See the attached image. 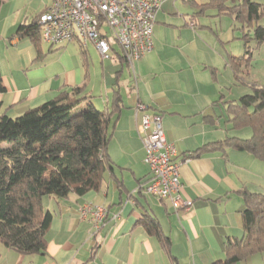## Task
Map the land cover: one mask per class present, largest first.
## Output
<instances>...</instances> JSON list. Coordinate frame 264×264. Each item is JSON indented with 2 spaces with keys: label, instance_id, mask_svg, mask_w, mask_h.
<instances>
[{
  "label": "crops",
  "instance_id": "obj_1",
  "mask_svg": "<svg viewBox=\"0 0 264 264\" xmlns=\"http://www.w3.org/2000/svg\"><path fill=\"white\" fill-rule=\"evenodd\" d=\"M51 3L52 0H4L0 8V75L6 88L0 95L3 111L16 118L55 99L63 90L85 86L99 110L114 112L113 138L119 143L118 156H112L108 148L114 168L105 172L99 191L84 196L71 194L61 200L49 198L55 207L50 205L48 209L54 218L47 234L45 254L21 255L0 245V264H215L224 261L227 240L241 238L244 233L245 203L241 191L262 193L258 180H262L260 172L264 169V162L229 146L190 158V154L204 145L224 143L231 137L242 138L236 135L240 130L232 129L229 123L227 108L235 100L225 99L222 93L225 85L215 86V90L202 87L204 80H208L201 71L203 58L199 59L189 45L179 50L181 57L168 56L169 45L163 36L176 26L169 24L171 15L165 14L167 2L163 5L162 1L156 16L153 50L135 66L136 80L121 56L112 58L117 65L107 62L112 59L103 60L92 43L80 44L85 49L84 58L76 62L71 61L69 53L77 48L68 43L44 47L43 40L35 45L28 37L16 35L20 25L36 21ZM204 4L193 1L191 7ZM189 24L184 21L183 32L193 36ZM192 30H196V24ZM89 44L93 45L90 51ZM217 56L218 63L210 64L218 68L217 73L218 64H222L233 78L231 63L235 56L226 58L221 51ZM96 64L102 66L104 75L116 70V76L114 84L106 80L105 86H100V101L95 102L92 69ZM124 87L130 92L124 94ZM139 104L149 107L147 114L162 118L166 140L174 147L172 160L181 168L182 199L191 202L187 210H175L169 201L138 190L151 179L143 136L138 132L140 115L137 116L136 108ZM86 203L109 210L105 225L96 233L90 222L80 218L79 209ZM152 218L170 238L168 248L143 225Z\"/></svg>",
  "mask_w": 264,
  "mask_h": 264
},
{
  "label": "trees",
  "instance_id": "obj_2",
  "mask_svg": "<svg viewBox=\"0 0 264 264\" xmlns=\"http://www.w3.org/2000/svg\"><path fill=\"white\" fill-rule=\"evenodd\" d=\"M3 3L0 0V8ZM197 6V15L215 8L219 14L234 16L249 29L264 17V5L252 0H210ZM41 31L38 17L29 25H20L16 35L38 45L43 40ZM254 33L253 38L247 34L244 39H254L257 48L264 43V25H257ZM245 47V55L232 58L231 67L238 79L239 68H248L252 60L247 43ZM5 90L0 75V95ZM227 111L232 129H250L252 136L204 145L190 158L229 146L264 162V86L253 85L252 93L230 102ZM113 114L99 110L85 86L63 90L55 99L16 118L3 111L0 101V245L21 255L45 254L54 214L45 208L43 199L49 196L61 200L101 189L105 172L114 168L108 153ZM141 185L138 190L146 193ZM241 194L245 203L243 236L228 239L225 260L215 264H237L264 254V192L243 189ZM143 225L165 248L170 246V238L156 219Z\"/></svg>",
  "mask_w": 264,
  "mask_h": 264
},
{
  "label": "built area",
  "instance_id": "obj_3",
  "mask_svg": "<svg viewBox=\"0 0 264 264\" xmlns=\"http://www.w3.org/2000/svg\"><path fill=\"white\" fill-rule=\"evenodd\" d=\"M161 6L162 0H52L39 16L42 39L51 46L74 41L83 46L92 43L103 60H111L115 51L112 38L136 80V64L153 50L154 25ZM194 23H190L192 28ZM148 110L145 104L136 108L140 115L138 132L143 136L151 172L150 181L141 189L169 201L175 210H187L191 202L182 199L181 168L172 160L174 147L166 140L161 116H151ZM79 213L95 233L109 216L108 208L91 203L82 205Z\"/></svg>",
  "mask_w": 264,
  "mask_h": 264
},
{
  "label": "rangeland",
  "instance_id": "obj_4",
  "mask_svg": "<svg viewBox=\"0 0 264 264\" xmlns=\"http://www.w3.org/2000/svg\"><path fill=\"white\" fill-rule=\"evenodd\" d=\"M162 1L163 5L167 2L165 4V14H167L168 16L171 15L169 18V24L176 26L169 28V31L166 32L163 36V40L169 45L166 49L168 52V56L181 57L179 50H181L184 45H189L191 49H194L195 55L198 56L199 59L203 58L201 61V71L204 73L205 77L208 78V80L205 79L202 84V87L204 89L215 90V86L225 85V91L222 92L226 97L225 99H234L235 101H238L242 96L252 93L253 85L264 86V43L260 47L255 48L257 44L254 39H251L248 42H245L244 39L245 35L247 34L250 35V38L254 37L256 26L264 25V17L254 22V26L249 29L243 27V23L236 20L234 16L219 14V12L215 8H208L202 15H197V13H199V8L194 6L191 7L193 1L198 4H204L209 2V0ZM252 1L264 5V0ZM192 18H195L196 22H194L196 24V30H192L194 28H192L190 24V27L188 28L190 32L194 33L193 36L191 34L184 33L182 28L184 26V21L187 20L189 23H191ZM249 30L250 32H248ZM110 43L114 45V48L116 50V52H112L114 56L112 57L116 60V57L118 55L123 56L122 49L120 48L118 43L112 38ZM246 43L248 45V49H250L252 52V60L250 61L248 68H239L240 72L238 73V75L241 78L238 79L235 77V75L232 78V74L227 73L228 71L226 72L222 64H218L220 69L217 73L216 69L218 68H215L213 64H210L218 63L217 53L219 51L223 52L226 55V58L229 55L240 57L246 54ZM42 44L44 47L47 46V43L45 42H42ZM68 44L71 47L77 48V51L72 50V52L69 53V58L71 59V61L74 60L77 62V59H79L78 62L82 61V58H84L83 53L85 49L80 48V43L77 41ZM215 46H217L216 50ZM91 48H93V45L89 44L88 51H90ZM88 59L90 60L89 54ZM114 59L107 62H113L115 65H117L118 63H116ZM101 67L96 64V67L92 69V84L94 83V86L96 88L95 98H93L95 102L100 101V86H105L106 80L110 85L115 83L114 76H116V70L108 71L104 75V71ZM196 68L197 67L195 66V69ZM125 69L126 76L129 77L127 66H125ZM243 81L246 84L243 83ZM123 89L124 94L130 92L128 87H124ZM85 106L86 105H83V107ZM114 123L111 126V132L113 133V135L114 132H116ZM236 135L242 137L243 139H247L252 136V132L250 129H243L237 131ZM118 147L119 143L117 139L112 137L111 143L109 144L110 154H112V156H118ZM260 173L262 174L263 178L262 180H258L260 184L259 187H261L262 192H264V169H262ZM49 198L54 199V197L49 196H46L43 199L45 208L47 209H50V205L51 207H55V203L53 201L51 202V199ZM15 258L16 260H18L17 258L19 257ZM237 264H264V254H256L250 256Z\"/></svg>",
  "mask_w": 264,
  "mask_h": 264
}]
</instances>
